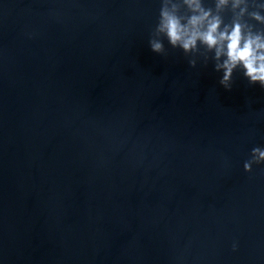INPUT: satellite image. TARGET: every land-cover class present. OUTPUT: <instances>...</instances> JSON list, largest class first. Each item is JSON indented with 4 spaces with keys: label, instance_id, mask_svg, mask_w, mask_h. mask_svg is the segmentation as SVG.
I'll list each match as a JSON object with an SVG mask.
<instances>
[{
    "label": "water",
    "instance_id": "1",
    "mask_svg": "<svg viewBox=\"0 0 264 264\" xmlns=\"http://www.w3.org/2000/svg\"><path fill=\"white\" fill-rule=\"evenodd\" d=\"M160 7L0 0V264H264V88L153 52Z\"/></svg>",
    "mask_w": 264,
    "mask_h": 264
},
{
    "label": "clouds",
    "instance_id": "2",
    "mask_svg": "<svg viewBox=\"0 0 264 264\" xmlns=\"http://www.w3.org/2000/svg\"><path fill=\"white\" fill-rule=\"evenodd\" d=\"M229 5L232 16L226 20L219 13ZM215 6L216 13L204 0H161L158 22L149 39L151 50L166 54L167 40L186 55L200 54L205 63L214 61L215 70L223 73L219 83L226 90L232 89L237 70L250 85L264 88V29L257 27L264 24V0H215ZM250 7L255 10L249 11ZM189 64L194 68L197 60L190 59ZM254 164H264V147L251 150L245 171L251 173Z\"/></svg>",
    "mask_w": 264,
    "mask_h": 264
}]
</instances>
